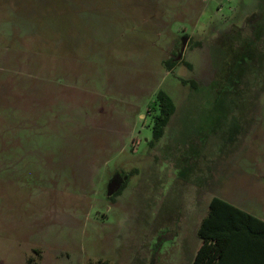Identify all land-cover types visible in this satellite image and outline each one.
Here are the masks:
<instances>
[{
  "label": "rangeland",
  "instance_id": "obj_1",
  "mask_svg": "<svg viewBox=\"0 0 264 264\" xmlns=\"http://www.w3.org/2000/svg\"><path fill=\"white\" fill-rule=\"evenodd\" d=\"M214 196L264 220V0H0V264H190Z\"/></svg>",
  "mask_w": 264,
  "mask_h": 264
},
{
  "label": "trees",
  "instance_id": "obj_2",
  "mask_svg": "<svg viewBox=\"0 0 264 264\" xmlns=\"http://www.w3.org/2000/svg\"><path fill=\"white\" fill-rule=\"evenodd\" d=\"M170 67L173 63L169 64ZM158 113L152 126V141L164 132L175 105L168 94H156ZM124 185L115 194H119ZM201 244L192 264H264V221L231 203L212 197L196 232ZM85 264H109L98 259Z\"/></svg>",
  "mask_w": 264,
  "mask_h": 264
},
{
  "label": "flooded vegetation",
  "instance_id": "obj_3",
  "mask_svg": "<svg viewBox=\"0 0 264 264\" xmlns=\"http://www.w3.org/2000/svg\"><path fill=\"white\" fill-rule=\"evenodd\" d=\"M121 182H122V181L117 182L115 179H113V180L110 182V185H111L112 187H115V186H118V184H119V186H120V185H121Z\"/></svg>",
  "mask_w": 264,
  "mask_h": 264
},
{
  "label": "crops",
  "instance_id": "obj_4",
  "mask_svg": "<svg viewBox=\"0 0 264 264\" xmlns=\"http://www.w3.org/2000/svg\"><path fill=\"white\" fill-rule=\"evenodd\" d=\"M246 212V211H245ZM248 213V212H247ZM262 220V219H261ZM264 221V220H263ZM200 240V239H199ZM200 244H201V241L199 242V245H197L196 246V248L194 249V252H193V254H192V258H191V262H190V264H192V261H193V258H194V255H195V252H196V250H197V248L200 246Z\"/></svg>",
  "mask_w": 264,
  "mask_h": 264
},
{
  "label": "water",
  "instance_id": "obj_5",
  "mask_svg": "<svg viewBox=\"0 0 264 264\" xmlns=\"http://www.w3.org/2000/svg\"><path fill=\"white\" fill-rule=\"evenodd\" d=\"M113 188H114V187H112V186L109 184V188H108V194H109V195L112 193Z\"/></svg>",
  "mask_w": 264,
  "mask_h": 264
}]
</instances>
